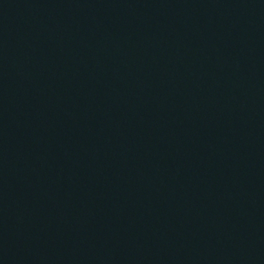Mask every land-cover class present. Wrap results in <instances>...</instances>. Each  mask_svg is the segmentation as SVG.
Instances as JSON below:
<instances>
[{
  "label": "water",
  "instance_id": "obj_1",
  "mask_svg": "<svg viewBox=\"0 0 264 264\" xmlns=\"http://www.w3.org/2000/svg\"><path fill=\"white\" fill-rule=\"evenodd\" d=\"M0 264H264V0H0Z\"/></svg>",
  "mask_w": 264,
  "mask_h": 264
}]
</instances>
